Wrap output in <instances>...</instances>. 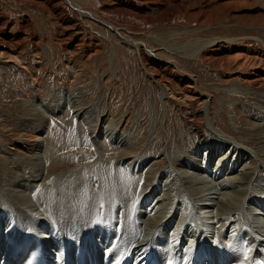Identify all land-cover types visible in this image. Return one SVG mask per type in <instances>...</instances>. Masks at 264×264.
<instances>
[{"label":"bare ground","instance_id":"bare-ground-1","mask_svg":"<svg viewBox=\"0 0 264 264\" xmlns=\"http://www.w3.org/2000/svg\"><path fill=\"white\" fill-rule=\"evenodd\" d=\"M82 1L94 9H84L75 0L5 2L14 4L12 7L16 10L20 5L38 8L51 27L62 32L66 41L73 39L74 44L64 45L62 39L60 44L64 46L69 61L76 58L87 44L88 56L85 65L79 66L81 71L89 65L91 56L104 52L97 44L92 47L89 39L85 42L86 27L103 40L107 41L108 36L123 41L136 51L139 64L160 88L163 105L171 89L155 75L162 74V64L171 66L172 71L184 78L179 80H184L185 86L181 87L180 97H171L179 102L199 100V107L192 109L193 115L186 116L191 125L188 130L197 144L209 141V145L210 141H216L218 157L212 169L215 174L218 169L220 172L226 170V177L214 184L201 176L202 157L198 159L192 153H196L192 147V150L189 148V151L179 153L184 155L178 159L193 164L192 168L199 176L194 173L189 177V171L184 169L187 166L185 161H181L184 168L178 167V159L173 166L168 150L159 151L153 145L148 149L150 153L132 157L129 151L139 149L141 142L155 129L154 116L144 131L140 123L128 115L117 118L115 112L109 110L99 113L98 108L94 112L84 108L81 102L84 95L73 85V79L71 84L61 81L52 85L48 82L40 84L35 79L30 80L28 87L20 83L17 95L27 103L24 116L18 122L11 142L0 139V263L16 264L34 242L38 247L35 254L37 264H264V223L254 221L257 235L252 233L249 225V229L244 227L247 225H244L237 207L239 198L257 194H262L258 195V203L264 207V193H255L256 189L260 190L258 184L263 179L264 148L244 144L228 133L221 119L210 112L213 96L201 89L196 77L184 71L175 59L152 50L139 37L134 38L135 34L144 35L152 29L166 30L167 35L183 34L168 28L171 23L179 22L200 24L193 27L194 32L221 22L261 28L264 27V0ZM2 16L0 60L18 66L21 75L27 71L26 64L16 54L29 36L27 28L30 23L25 21L22 37H7L5 30L12 26ZM93 25L109 34L94 30ZM146 36L152 38L151 42H160L169 52L174 49L179 57L206 61L208 66L225 73L223 83L235 89L245 84L264 87V39L257 35L195 38L178 45L167 42L170 36L164 40L149 33ZM38 45L33 43L32 49L41 59L44 50ZM110 47L106 70L113 80L122 66L115 44L111 43ZM149 58L160 66L148 62ZM46 97L55 100L53 105L46 103ZM150 106V112L155 110L152 104ZM196 114L199 120L195 118ZM242 116L238 124L243 123L248 130L259 129L257 131L264 137L263 116L260 119L254 115ZM231 124L237 127L234 119ZM2 129L4 126L0 128L3 132ZM72 147L76 151L74 154L78 152L80 155L77 159L84 162H77L71 174H56L58 164L67 159L65 149ZM165 158L175 170V174L170 171L172 182L169 183L158 176H161L158 173L160 160ZM221 160L224 163L222 169ZM227 169L231 170L227 172ZM180 179L197 208L195 223L194 220L189 222L193 228L182 225L185 224L188 197L179 196L178 186L170 188ZM219 186L223 190H218ZM252 217L257 219L253 214Z\"/></svg>","mask_w":264,"mask_h":264},{"label":"rangeland","instance_id":"rangeland-1","mask_svg":"<svg viewBox=\"0 0 264 264\" xmlns=\"http://www.w3.org/2000/svg\"><path fill=\"white\" fill-rule=\"evenodd\" d=\"M5 1L6 0H0V16L3 15L2 17L4 18V20L8 19L7 21L10 23L9 24L10 27L12 26L11 28L5 30V34H6L5 36L7 37L11 36L13 38L22 37L23 34L21 32V29L24 26L26 20L29 21L30 23V26H28L29 28H27V32L28 30L30 31H29V36L26 39H24L19 49L17 50V54H16L17 56H20L23 62H25L26 64L27 71L25 73H22L20 75L19 68H17L18 66L9 62L6 64L0 60V128L4 126V129H2L4 133L0 131V136L2 137V138L0 137V139L3 142L5 141L11 142V140H13V138L15 137V136L13 137V135L17 132V126L19 124L18 122L22 121V117L24 116V110H26L25 108L27 107L26 106L27 103L25 101L23 103V100L20 98L19 95H17L21 87V84L25 85L24 87H28L31 79L33 80L35 79L36 81L38 80L37 82L40 84L43 83L46 84L48 82L51 85L52 83L55 84L57 81L59 82L61 81V83L63 84L64 82H67V84L69 83L71 84L73 82V85L77 86L79 88V92L82 95H84L83 98H81V102L84 105L83 107L92 109L93 112L95 110L97 111L98 108L99 113L100 112L106 113L108 110H109L108 112H115L114 114H116L117 118H121L125 115H128L129 118L138 121L144 131L148 128V126L151 123L150 118L154 116L153 118L155 120V129L152 131L151 136L148 138L145 137V141L141 142L139 149H133L129 151V155L133 157V156H138L141 153H150L151 151L148 149L150 148L151 145H153V147L157 148L159 151H164V149H167L170 159H172L173 166H175L176 165L175 162L177 161V159L184 155V154L182 155L180 154L183 153L184 151H189V148L192 147L193 150L196 151V153L194 152L192 153L195 156H197L198 159L202 157L201 163L204 166H202L201 164V168H199L200 175L204 176V178L210 180L214 184L222 182L220 180L226 177V173H225L226 170L225 171L222 170V172H220L219 171L220 169H218L217 173L215 174L212 169V164L214 161H216L215 158L218 157V151L217 148L215 147L216 141L215 140H212V142L210 141L211 144L209 145H208L209 141L204 142L203 143L204 145L201 143L197 144L195 141L196 139L189 132L191 125L189 124L187 117L192 116L193 111L199 107L200 105V102H198L199 100L185 99L184 101L186 102L184 101L179 102L171 97L172 95H176L177 97H180L183 91L182 88L185 87L183 83L184 80H179L182 79L183 77L180 74L178 75L177 72L172 71L171 66H165L164 64L160 66L159 64H157L158 63L157 61L152 60L153 58H149L148 60V62L157 64L161 68H163V71L161 72L162 74L155 75V77L159 78L160 76L161 79L160 81L166 83L171 89V94L170 95L168 94L169 96H167L168 98H166L165 105H163L162 99L160 98V88L158 87V85L152 82L153 79L148 75L146 70L143 69L142 65L139 64L135 53L136 51L132 49L130 46H126L123 41L119 40L116 37L111 39L108 38V36H107L108 39L107 41L103 40L99 36L91 32V30L85 26L86 28L84 29V34L86 33L85 35L87 37L85 39L86 40L85 42H88L89 39L91 43L90 45H92V47L93 45L97 44L98 48L103 49L104 52L99 55L95 54L91 56L92 58H90L89 65H87L85 70L81 71L79 69V66L80 64L81 65L84 64V62L87 59V58L85 59V57L88 56L86 55L88 54L87 44L83 45L81 52L76 56V58H74L72 61H69L70 59H68L69 56L66 54V51L64 50V46L60 44H61V39L65 42L62 43L64 45L67 43L74 44L75 41L73 39H68L66 41L62 36V32L58 33L57 31H55L53 27H51V25L47 22V20L44 19V17L42 16V12L38 8L20 5V8L16 10L14 8L15 7L14 4L8 5V3H6ZM75 1L77 2L78 5L82 6L84 9H94L93 6H89L90 4L87 5L85 1L82 0H75ZM24 14L27 15L24 16ZM197 26H201V25L196 22H191V23L189 22L187 24H184V22H179L178 24L171 23L170 25H168V28L175 30L176 33L183 32V34L180 33L174 35L173 34L167 35L168 33L166 32V30H159V29H152L151 31L146 32L145 34L147 35V33H149L150 35L163 40L170 36L167 39V42L177 45L183 44L190 40L191 41L195 40V38L209 39L220 36L237 37L240 35L244 36L245 33L246 34L248 33L250 36L257 35L258 37L264 39V27L261 28L246 27L241 25L240 23H230L224 25L221 22L220 24L217 23L215 25H210L207 26L208 28L206 27V29L205 28L199 29L197 30V32L196 31L194 32V28H196ZM93 27L94 30L99 31L100 33L103 32L105 33V35L109 34L104 29L98 27L97 25L95 26L93 25ZM145 34L144 35L135 34L134 38L138 39L139 37L140 40H142V42H146L152 48V50L154 49L159 54L165 57L166 56L169 58L171 57L176 61H178V63L181 65L184 71L196 77L197 81L200 84L201 89L209 93L211 96H213V107L211 108L210 112L212 113L213 116H216L218 117V119H221L224 126H226L225 130H227L228 133L234 134L235 137L244 144L251 145L253 147L260 149L264 148V137L260 135L259 132L257 131L259 129L248 130L245 127V125H243V123L238 124L240 121V117H243L242 115L245 114L249 115V117L250 115H254L257 117V119L264 117V93H263L264 87L256 88L248 84H245L242 86H238L235 89L233 86H229L228 84L223 83L225 73L214 69L213 66H208L209 63H207L206 61L201 62L199 61V59L195 60L185 57H179V55H177V52L174 51V49L172 52L171 51L169 52L166 48H164V46L160 42L156 40H155L156 42L155 41L151 42L152 38L147 37ZM130 36L133 37L132 35ZM35 42L39 43L38 47L39 48L41 47L40 49L42 51L44 50L40 55L41 59H38L36 57V55L34 54L35 52L32 49V44ZM111 43L115 44V49L118 52L120 58V64L122 66V68L118 72H116V76H113V80L110 78L111 77L110 73L107 72L106 70L108 67L107 55H108V51H110ZM177 50L183 52L181 48H177ZM206 52L207 51H205V54ZM144 61L147 63V60ZM76 63L78 65H75ZM108 78H110V80ZM71 79H73L72 82ZM232 87L233 89H231ZM185 93L186 95L188 94L187 92ZM56 96L57 99H59V95ZM54 102L55 100L53 99L51 100V97L48 98L46 97V103L48 105H53ZM150 104H152L153 107L155 108V110L151 112H150L151 109ZM257 109L260 111H258ZM258 112L261 113L258 114ZM195 118L199 120L200 117L196 114ZM232 119L237 121V127L232 126L231 124ZM259 136H262L263 139H260ZM191 142H193L194 144H192ZM191 144L193 146H189ZM202 145H203V149L201 147ZM192 148L190 149L192 150ZM65 150L64 151L68 153L67 159L62 160L63 163L58 164V166L56 167L57 170L56 174H62V175L64 173L65 175L69 173L71 174L70 171H72V168L77 165V162H84V160L82 161L80 159H77L80 158V155L78 152L77 154H74L76 153V151H74L73 147L69 149L66 148ZM178 161L180 162L178 167L181 168H184L182 166L181 161L186 162L184 163V165L187 166L184 169H187V171H189V177L193 176L194 173H196L199 176V173L196 172L197 170L195 171L192 168L193 164L189 163L186 160H181V158L178 159ZM187 162L191 166H189ZM169 164L170 162L168 158H165L160 160V165L158 166L159 168L158 173L161 174V176L158 174L159 178H161V180L164 179L163 181H168L167 183L172 182L170 177L171 175L170 171H173V174H175L174 167L173 168L172 166L170 167ZM223 166L224 163L223 160H221L220 168L222 169ZM230 170L227 169V172ZM263 174H262L263 179L258 184V186L260 185L259 186L260 190L257 191L256 189L255 190L256 194L257 192L264 193ZM179 181H180L179 183H177L176 185H172L170 188H174L178 186L176 188L178 189L177 192L179 196L180 194H182L183 195L182 198L185 196L188 197L189 199L188 203L191 205H189L190 208L188 207V203L185 206V211L187 215L185 214L184 219L186 217L185 219L186 221L184 220L185 224L183 223L182 225L187 228L189 226L190 228H193L191 226V223H193L192 221L196 217L197 208L195 206L194 201L190 197V194L187 195V192L184 190L183 180L180 179ZM158 182L159 181L157 178L156 183ZM217 189L223 190L222 186H219ZM226 189H229V187H227ZM258 195L261 196L262 194H257L254 196H258ZM254 196L246 195L245 197L239 198V200L237 201L238 203L237 207L241 212L239 213V215L241 214L242 217L241 219L244 220L243 221L244 225H247L244 227H248L249 225V227H251L250 229L251 230L253 229L251 232L257 235V231L254 230L255 227L253 223L254 224L255 222H259L260 224L264 223L263 222L264 207L260 206V203H258L259 196L258 197H254ZM243 208H245L246 210ZM252 214L253 216H256L257 219L254 220ZM249 221L252 223V225H250L251 223ZM242 229L243 228H241V230Z\"/></svg>","mask_w":264,"mask_h":264}]
</instances>
